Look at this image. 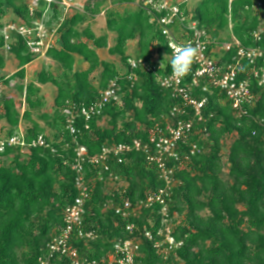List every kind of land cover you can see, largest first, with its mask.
Wrapping results in <instances>:
<instances>
[{
	"label": "trees",
	"instance_id": "1",
	"mask_svg": "<svg viewBox=\"0 0 264 264\" xmlns=\"http://www.w3.org/2000/svg\"><path fill=\"white\" fill-rule=\"evenodd\" d=\"M61 1L47 4L39 0V7L31 13L27 0H0V28L8 10L23 24L31 25L48 7L45 20L50 31L56 25V40L46 55L62 69L56 74L50 65H44L34 81L26 82L25 66L38 56L30 52L20 35L13 38L9 52L18 60V70L11 76H1L0 83L6 87L17 79L16 90L23 95L27 108L20 112L15 97L1 95L0 91V122H6L0 126V136L19 134L20 124L25 121L30 124L23 133L25 140L29 143L42 135L49 146H29L21 152L17 145L0 152V264H40L48 243L63 233L65 211L78 194L72 169L76 147L83 145L90 155H95L104 146L134 139L145 141L156 123L164 130L176 118L193 121L187 138L176 144V156L165 157L166 168L173 169L176 178L168 198L173 235L182 245L167 254L159 253L144 236L146 228L156 235L162 226L158 203L136 214L116 213V207L125 201L145 200L152 191L166 187L157 164L143 151L135 150L124 155L122 162L110 159L109 170L101 173L103 178L85 164L84 180L90 195L82 224L75 226L71 235V243L79 252L75 258L62 255L55 264H86L91 260L101 263L114 251L116 242L133 237L140 240L142 254L138 260L142 264H264V89L253 82V91L261 97L244 103V112H239L224 93L194 88V97H208L202 108L203 118L198 120L190 106L183 107L180 98L158 83L159 75L171 71L165 56L169 48L153 11L144 6L145 0H139L135 11L106 9V28L116 33L112 46L108 44V34H95L88 19L100 13L108 1L114 6L135 0H86L83 11L71 15L65 13ZM180 6L187 16L185 24L196 21L197 27L214 41H239L223 53L220 62L230 61L238 47L264 48V30L260 39L253 36L263 27L264 0H200L193 11L188 10L186 2ZM226 29L231 32L219 37ZM134 39L137 50L127 54V42ZM156 41L158 44H154ZM3 45L0 32V49ZM98 48H107L111 56H118L124 69H119L113 60H102ZM153 48L163 66L152 60ZM77 56L88 63L86 69H75ZM130 57L142 59L151 67L149 71L135 69V81L129 78ZM4 62L0 52V68ZM258 65L264 62L259 60ZM244 66L248 70V62ZM95 71L96 84L92 81L95 76H91ZM114 79L119 87L116 97L99 116L86 120L80 114L81 107L98 100L100 91ZM37 83H51L57 88L53 111L39 116L53 129L50 134L32 116L31 110L40 109L45 102ZM67 106L76 113L74 134L66 128L63 110ZM181 106L185 113L172 117V109ZM192 143L200 152L190 154ZM9 154L14 156L7 163ZM223 162L227 179L221 177ZM129 225L133 226L131 231L127 229ZM79 229L92 231L96 237L80 239Z\"/></svg>",
	"mask_w": 264,
	"mask_h": 264
},
{
	"label": "built area",
	"instance_id": "2",
	"mask_svg": "<svg viewBox=\"0 0 264 264\" xmlns=\"http://www.w3.org/2000/svg\"><path fill=\"white\" fill-rule=\"evenodd\" d=\"M31 13L39 5V0H27ZM50 4L53 0H45ZM180 0H145L144 6L153 11L154 20L162 34L165 36L169 48V60L173 56L170 44L176 43L179 45L192 44L198 46L200 55L193 63L191 70L182 78L172 76V71L167 74H162L157 77L161 87L170 91L173 97L180 98L183 107L190 106L193 109V114L198 120H202V108L208 100L207 96L198 99L193 96V89H201L202 92L212 93L214 90L219 93H224L227 100L230 102L233 109L239 112H244L243 104L258 100L261 97L259 92H254L253 82L260 89H264V65L259 66V60L264 62V48L257 47H238L231 60L228 62H220L223 53L230 50L234 44H239V41L234 38L232 42H221L213 40L211 35L207 34L204 29L197 27L196 21H192L189 25L185 24L187 16L181 9ZM187 3V2H186ZM65 7H69L70 0H62ZM6 9V8H3ZM38 20H34L31 25L23 24L21 21L4 19L0 32L4 38L3 49L9 51L12 46L13 38L20 35L26 42L30 52L38 57L46 54L47 50L52 46L49 42L54 37L55 30H49L47 21L45 20L46 12ZM6 13H4L5 17ZM261 21L264 27V13L261 15ZM261 30H255L253 36L261 38ZM192 32V33H191ZM50 38V39H49ZM49 39V40H48ZM49 42V43H48ZM46 43H48L46 47ZM244 62H248V70L245 69ZM128 64L132 69L129 78L132 81L136 80L135 69L143 68L147 71L151 69L150 65L142 59L129 58ZM162 64H160L161 66ZM163 66V65H162ZM117 81L111 80L106 88L100 91V98L88 106L81 107L80 114L86 120L99 116L106 104L116 97L118 90ZM174 107L171 111V116H176V113H185V109ZM63 113L66 115V128L74 134L76 133L75 119L76 113L70 107H65ZM89 127V126H88ZM193 121L175 119L173 123H167L163 128L156 123L151 129L147 140L134 139L130 143H119L111 146H104L100 153L90 155L87 148L80 145L75 148V162L72 169L75 171V185L78 194L71 205L66 209L64 221L66 228L60 236L54 237L47 245V253L40 257V264H55V259H60L62 255L75 258L78 255L79 249L71 243V235L75 226L82 224V215L85 211V203L90 195V187L85 179V164H90L94 170H97L99 178L102 177V172L108 171L110 165L108 161L115 159L117 162H122L123 156L132 151H143L149 156L150 161L157 164L160 170V178L166 182V187H160L152 191L146 198L140 199L134 203L125 201L121 206L116 207V213H122L124 216L136 214L142 208H149L154 203L161 205L158 211L161 215L162 226L154 235L149 229H145L144 236L153 242L154 248L159 253L167 254L182 245V241L176 240L173 235V217L170 216L168 207L169 190L176 183V178L173 177V169L166 168L165 157L176 156L175 149L177 142L182 138H187L188 133L192 130ZM21 146V152H24L29 146H49L42 135L38 138L27 142L22 132L12 136H0V152L6 147ZM190 154L200 152L197 144H190ZM111 181V186L115 184V180ZM179 183V182H178ZM115 206V205H114ZM108 207V206H107ZM109 207H112L110 205ZM150 223L154 226V219H150ZM133 226H127L128 230H132ZM80 239H94V232H84L78 230L77 234ZM141 243L138 237L119 240L114 245V251L109 253L106 259L102 262L96 260L87 261L86 264H142L138 259L141 256ZM76 264H78L76 262Z\"/></svg>",
	"mask_w": 264,
	"mask_h": 264
},
{
	"label": "rangeland",
	"instance_id": "3",
	"mask_svg": "<svg viewBox=\"0 0 264 264\" xmlns=\"http://www.w3.org/2000/svg\"><path fill=\"white\" fill-rule=\"evenodd\" d=\"M71 1L72 0H70V5H71ZM77 1V0H76ZM180 1H182V0H180ZM200 0H183V2H187V7H188V10L190 11H193L194 10V8H195V6L198 4V2H199ZM73 2V1H72ZM74 3H75V5H74ZM112 3L110 2V1H108L106 4H104L103 5V7H102V11L100 12V13H98L99 15L97 16L98 17V19L100 18H104V16H106L105 15V13H106V9H108V8H111V7H113V8H115L116 10H118L119 12H124V11H127V10H131V11H135L136 9H137V7H138V4H139V0H135L134 1V3H128V4H119V5H114V6H110ZM73 5L74 6H69V7H66V10H70V8H77L78 10H75L74 12H68V13H66V14H68V15H71V14H73V13H75L76 11H80V12H82L83 11V6H79V5H77V3L74 1L73 2ZM39 6V5H38ZM78 6L81 8V9H79L78 8ZM97 15V14H96ZM104 15V16H103ZM13 17V14H12V12L11 11H7V14L5 15V17H4V19H10V18H12ZM90 21H92V20H90ZM56 25L55 24H53L52 25V27L53 28H55L56 29V27H55ZM104 29H105V27H104ZM105 30H103L102 32H104ZM231 32V29H226V30H224V31H221V33H220V35H219V37H222V38H224V37H226V35L228 34V33H230ZM110 33H112L113 34V36H111L110 37V42H111V44H113V43H115V40H116V33L115 32H112V31H110ZM50 39V38H49ZM48 39V40H49ZM55 33H54V37L52 38V40L51 41H49V42H52V43H55ZM134 40H136V39H134ZM48 42V43H49ZM48 43H46L45 45H46V47H47V45H48ZM128 43V42H127ZM156 43L158 44V42L156 41ZM5 51V50H4ZM126 51H128L130 54H132L133 53V47H132V44L131 45H128V48H127V45H126ZM153 51H154V55L152 56V60L154 61V62H158L159 64H161L160 63V60H159V53H158V51H157V49L155 50V49H153ZM6 52V55H8V56H10L11 54L9 53V51H5ZM165 56L168 58V56H169V52L166 54L165 53ZM8 59V61L9 62H6V64H5V67H4V70H2V68H0V75H7V74H11V73H13L17 68H18V66H17V60H15V59H12V57H8L7 58ZM16 62H15V61ZM78 60H80V61H78V62H76V64H75V69H86L87 67H88V64L86 65L85 63H81V62H84L83 60H82V58L81 57H79V59ZM113 61L116 63V65H117V67L119 68V69H124L123 68V66L121 65L122 63L119 61V58H117L116 56H113ZM163 63L165 62V60L164 61H162ZM54 63L58 66H60V64L58 63H56V62H53V60L50 58V57H48L46 54H44V55H42V56H40V57H38L37 59H35L34 61H33V63L32 64H34L33 66H31L29 69H28V72H27V75H28V78H27V80L29 81V80H31V79H33L34 77H35V72L36 71H38V70H41L43 67H44V65H50V64H52V66L54 65ZM121 63V64H120ZM15 67V68H14ZM55 67V66H54ZM52 68V67H51ZM55 72L57 71V73L56 74H59L60 72H62V69L60 68V67H55L54 69H53ZM97 72L98 71H95L91 76H95V75H97ZM36 74H37V72H36ZM93 81V83H97V79H96V76L94 77V79L92 80ZM17 83H18V80L17 79H13L12 81H11V84H10V87H8V86H3V84L2 83H0V91L2 90V92H1V95H5V89L7 90V94H9V95H11V96H13V97H15V99H16V101H17V107H18V109L20 110V112H23V110H24V108L26 109L27 108V104H25V99H24V97H23V95H20L19 94V92L16 90V85H17ZM50 89V88H49ZM6 94V95H7ZM46 95H47V98H46V100H45V102H44V105L40 108V109H34V110H31L32 111V116H33V118L34 119H36L37 121H39L40 122V124L42 125V126H45V128H46V133L47 134H50V133H52V131H53V129L52 128H50L49 126H46L45 125V122L43 121V120H41L40 118H39V116H40V113H42V112H49V113H51V111H53V108H54V101H53V94L50 92V91H47L46 92ZM1 122H4V121H1ZM27 125H30L29 123H27V122H25V121H22V124H20V127H19V131L20 132H22V133H24L25 132V127L27 126ZM2 134V136L4 135L5 136V134L4 133H1ZM14 155L13 154H9V156H6V158H5V162H10V160H11V158L13 157ZM22 157L24 158L25 157V155L24 154H22ZM221 177L223 178V179H227V167H226V165H225V162H223V170H222V174H221ZM177 215V214H176Z\"/></svg>",
	"mask_w": 264,
	"mask_h": 264
},
{
	"label": "crops",
	"instance_id": "4",
	"mask_svg": "<svg viewBox=\"0 0 264 264\" xmlns=\"http://www.w3.org/2000/svg\"><path fill=\"white\" fill-rule=\"evenodd\" d=\"M73 2L75 1L76 3H77V5H79V6H83L84 5V3H85V1L86 0H72ZM71 1V5L72 6H74L75 5V3H74V5H73V2ZM132 3H134V2H132ZM123 4V3H122ZM124 4H128V3H124ZM115 5H119V4H115ZM78 6V8L79 9H81L80 7ZM110 6H113V4H111ZM75 10H78L77 8H70V10L68 11V10H66V8H65V13H70V12H74ZM76 12H80V11H76ZM7 14V13H6ZM99 14H97V15H94V16H91V17H89V19H88V22L90 23V27H91V29L95 32V34H97V35H100V34H103V33H107L108 34V44H109V46H112L113 44H111V42H110V37L111 36H113V34L112 33H110V31L109 30H107V28H106V16H104V18H99L98 19V16ZM10 19H12V20H18L19 21V19H16V17L13 15V17L12 18H10ZM48 19V18H47ZM90 20H92V21H90ZM52 27V26H51ZM104 27H105V29H104ZM52 29H54L53 27H52ZM55 30V29H54ZM103 30H105L104 32H102ZM113 32V31H112ZM132 44V47H133V53L131 54V55H133V54H135V52H136V50H137V40H129L128 41V43H127V48H128V45H131ZM154 44H157L156 42L154 43ZM154 49V48H153ZM153 49H152V54L154 55V51H153ZM156 50V49H155ZM96 51H97V53H98V55L100 56V58L102 59V60H113V56H111L110 54H109V52H108V49L107 48H98V49H96ZM0 52H1V54L2 55H4L5 56V62H4V66L2 67V70H4V67H5V64H6V62H9L8 61V57H12V59H15V60H17L15 57H14V55L12 54V53H10L11 55L10 56H8V55H6V52L4 51V49L3 48H1L0 49ZM126 53L127 54H130L128 51H126ZM152 55V56H153ZM79 57L80 56H77V58H76V62H78V61H80V60H78L79 59ZM117 58H119L118 56H116ZM14 60V61H15ZM53 60V59H52ZM119 61H120V59H119ZM16 62V61H15ZM53 62H55L54 60H53ZM121 62V61H120ZM33 63V61L31 62V63H29L28 65H26L25 66V69H26V74H25V81L26 82H30V81H34L35 79H36V72H38V71H36L35 72V77L33 78V79H31V80H27V78H28V75H27V72H28V69L31 67V66H33L34 64H32ZM57 63V62H56ZM81 63H85L86 65L88 64L87 62H81ZM17 66H19L18 65V60H17ZM58 64V63H57ZM76 64V63H75ZM121 64V63H120ZM122 66H123V64H121ZM60 67L59 65L57 66L55 63H54V65L52 66V64H50V68H51V70H53L55 67ZM15 68V67H14ZM18 70V68L15 70V71H17ZM14 71V72H15ZM54 71V70H53ZM13 72V73H14ZM55 72V71H54ZM13 73H11V74H7V75H0V77L1 76H6V77H8V76H11ZM56 73H57V71H56ZM12 81V80H11ZM11 81H10V83H9V86L8 87H10V84H11ZM12 85V84H11ZM37 85L41 88V94L42 95H44V97H45V100H46V98H47V95H46V92L47 91H50L52 94H53V101H54V97H55V95H56V91H57V88H56V86L55 85H53V84H51V83H47V84H39V83H37ZM50 88V89H49ZM5 94H7V90L5 89ZM7 95H9V94H7ZM6 125V122L4 121V122H0V126H5ZM2 135V134H1ZM4 136V135H3Z\"/></svg>",
	"mask_w": 264,
	"mask_h": 264
},
{
	"label": "clouds",
	"instance_id": "5",
	"mask_svg": "<svg viewBox=\"0 0 264 264\" xmlns=\"http://www.w3.org/2000/svg\"><path fill=\"white\" fill-rule=\"evenodd\" d=\"M169 47L172 49L173 52V56L169 62L171 66L172 76L175 78H182L189 73L193 63L198 59L200 55V49L198 46L192 44L179 45L176 43H172L169 45Z\"/></svg>",
	"mask_w": 264,
	"mask_h": 264
}]
</instances>
